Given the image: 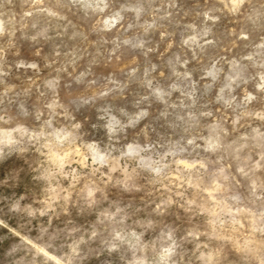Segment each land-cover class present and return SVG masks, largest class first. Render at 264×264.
<instances>
[{
	"label": "rangeland",
	"instance_id": "1",
	"mask_svg": "<svg viewBox=\"0 0 264 264\" xmlns=\"http://www.w3.org/2000/svg\"><path fill=\"white\" fill-rule=\"evenodd\" d=\"M0 264H264V0H0Z\"/></svg>",
	"mask_w": 264,
	"mask_h": 264
},
{
	"label": "snow or ice",
	"instance_id": "2",
	"mask_svg": "<svg viewBox=\"0 0 264 264\" xmlns=\"http://www.w3.org/2000/svg\"><path fill=\"white\" fill-rule=\"evenodd\" d=\"M243 0H233L234 8L239 7L242 4Z\"/></svg>",
	"mask_w": 264,
	"mask_h": 264
}]
</instances>
